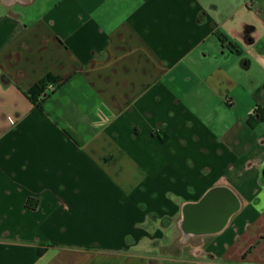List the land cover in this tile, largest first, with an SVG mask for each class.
Instances as JSON below:
<instances>
[{
	"label": "crops",
	"instance_id": "obj_1",
	"mask_svg": "<svg viewBox=\"0 0 264 264\" xmlns=\"http://www.w3.org/2000/svg\"><path fill=\"white\" fill-rule=\"evenodd\" d=\"M257 108L264 0H0V264H264Z\"/></svg>",
	"mask_w": 264,
	"mask_h": 264
},
{
	"label": "water",
	"instance_id": "obj_2",
	"mask_svg": "<svg viewBox=\"0 0 264 264\" xmlns=\"http://www.w3.org/2000/svg\"><path fill=\"white\" fill-rule=\"evenodd\" d=\"M236 206V200L229 191L212 190L190 212L187 210L183 227L195 233L215 231L225 223Z\"/></svg>",
	"mask_w": 264,
	"mask_h": 264
},
{
	"label": "trees",
	"instance_id": "obj_3",
	"mask_svg": "<svg viewBox=\"0 0 264 264\" xmlns=\"http://www.w3.org/2000/svg\"><path fill=\"white\" fill-rule=\"evenodd\" d=\"M221 39V38H220ZM56 83V79L52 76V75H48L47 77H45L44 79H42L39 82H36L27 92L26 95L28 96V98L30 99V101L36 105L39 106L40 105V101L41 99L48 95L49 93L52 92V88L53 85ZM48 84H52V88L48 89L47 85ZM264 119V115L263 113L257 108L256 109V115H250L247 119V123L250 126H254L255 123L259 120H263ZM28 205H30L31 207L34 206V204H31L29 202V200H27L26 202Z\"/></svg>",
	"mask_w": 264,
	"mask_h": 264
},
{
	"label": "built area",
	"instance_id": "obj_4",
	"mask_svg": "<svg viewBox=\"0 0 264 264\" xmlns=\"http://www.w3.org/2000/svg\"><path fill=\"white\" fill-rule=\"evenodd\" d=\"M47 88H48V89H51V88H52V84H48V85H47Z\"/></svg>",
	"mask_w": 264,
	"mask_h": 264
}]
</instances>
